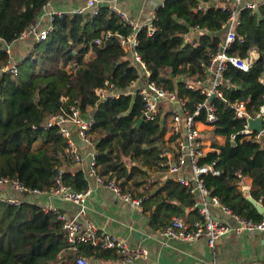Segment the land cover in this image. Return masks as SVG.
<instances>
[{"label":"trees","instance_id":"16d2710c","mask_svg":"<svg viewBox=\"0 0 264 264\" xmlns=\"http://www.w3.org/2000/svg\"><path fill=\"white\" fill-rule=\"evenodd\" d=\"M214 1L224 0H165L155 13V33L149 35L148 27H144L137 34L136 51L150 73L149 80L186 98L187 106L182 111L191 114L206 96L189 90L187 84L206 79L211 54L226 37V13L214 8L195 11L200 3ZM44 4L45 0H0V37L9 44L15 42L35 24ZM242 19L238 36L244 38V43L233 44L229 54L246 58L256 49L260 57L248 72L228 65L224 79H231L233 86H223V99L213 98L217 122L210 125H219L212 135L226 136L227 140L224 145L213 141L212 150L199 164H215L219 171V175L203 176L211 196L233 213L260 221L264 216L248 200L243 186L250 179L249 194L264 207V146L240 134L245 120L238 119L229 104L242 102L252 115L264 106V7L255 13L243 11ZM197 26L207 31L200 32ZM133 34L107 6L97 14L66 13L55 19L54 29L45 41L32 39L29 55L19 66L17 76L0 73V178L17 179L30 190L48 191L55 186L59 161L44 156L36 159L38 167L32 168L31 159L21 148L20 136L29 134L42 146L66 145L58 128L47 129L44 124L48 116L74 101L79 102L85 115L95 117L92 134H97L98 176L124 178L122 186L126 188L130 178L140 172L138 165L167 170L168 160L163 157L167 147L160 133L162 118L144 119L142 98L128 94L134 83L147 78L145 70L136 66L122 46V38ZM187 37L196 40V46L186 43ZM97 40L101 43L96 44ZM8 60L0 45V68ZM106 83L113 85V92L121 93L120 97L100 99L96 91ZM197 120L206 123V111L201 110ZM233 134L237 135L235 142L230 139ZM63 182L76 191L88 187L82 170L64 171ZM164 188L170 199L163 206L170 211L166 227L174 214L180 216L175 200L187 208L194 206L196 198L175 180ZM193 214L199 215L197 210ZM112 253L88 244L73 251L53 213L35 203L12 205L0 200V264H77L78 256L102 260L113 258Z\"/></svg>","mask_w":264,"mask_h":264},{"label":"built area","instance_id":"2783aa9c","mask_svg":"<svg viewBox=\"0 0 264 264\" xmlns=\"http://www.w3.org/2000/svg\"><path fill=\"white\" fill-rule=\"evenodd\" d=\"M55 1L45 0L38 20L35 24L24 30L15 42L9 44L0 37V45L2 49H5L9 58L7 64L0 68V73L17 76L20 71L19 66L22 64V61H16L13 53L17 43L28 39H35L38 42L45 41L54 29V21L57 17H62L66 13L83 14L87 11H91L92 14H97L103 6H107L126 27L134 31V34L128 38H122V46L126 48L130 57L136 63V66H140L145 70L147 76L146 80H144L145 85L133 92L130 90L128 94H138L142 98L144 103V119L151 121L157 117H161L162 125L164 122L170 124L169 132L175 141L174 147L177 149V154L169 156V158L174 159L173 162L167 159V170L169 173L183 172L176 180L200 197V202L194 206L200 218L194 221H188L182 216H175L158 234L156 237L157 240L162 246L172 248L173 243L176 242L191 244L200 239H205L210 248H215L217 242L223 236L229 234H240L243 232L264 233V218L260 221H254L239 216L223 205L217 197L211 196L210 191L204 184L203 176L208 173L219 175V171L215 169V164H199V160L207 151V146L201 135L199 125L204 124L210 127L211 124L213 125L217 122V107L213 103V98L219 97L223 99V86L227 84L233 86L231 79H224V73L228 70V65L230 64L237 69L248 72L254 62L260 57V55L257 58L258 55L251 54L255 51H250L248 57L242 58L238 55H230L229 50L236 42L239 44L244 43V38L238 36V29L243 23V11L250 10L252 13H255L264 7V1L224 0L223 2L214 1L210 4L200 3L196 7V12L207 11L209 8L220 9L228 15V19L225 24V40L219 44L217 51L211 54V61L205 70L207 73L206 79L192 81L187 84L189 90L199 91L202 95L206 96V99L196 106V111L193 114L188 111H182L187 106L186 98H180L176 91L169 90L149 80L150 73L146 71V65L136 51L139 44L137 34L140 30L148 27L149 35L155 33L156 28L153 25V20L156 18L155 15L150 24H143L132 20L128 13L120 8L118 5L120 0H86L85 6L70 12L52 10V5ZM195 29L200 32L207 31L205 28L201 29L199 26ZM100 43L101 40L96 41V44ZM186 43H192L194 46L197 44L196 40H190L189 42L188 39ZM255 53L257 54V52ZM262 82L264 84V78ZM135 85L136 83L132 87ZM108 90L114 91V87L106 83V87L98 89L96 93L100 99L104 100L105 93H108ZM120 95L121 93L114 92L110 94V97L118 98ZM62 102L65 104L67 98L64 97ZM165 104L168 105L167 109L163 107ZM229 106L235 109L238 119L245 120L244 128L240 134L251 141H260L264 146V106L255 115H252L242 102L231 103ZM201 110L206 111V123L197 120V117L201 114ZM258 118H262L263 121V129L261 132L254 131L250 128V120H256ZM94 124V114L85 115L80 108L79 102L74 101L72 104L61 108L58 113L48 116L44 126L47 129L53 127L58 128L59 134L63 137L67 145L65 148V156L74 166L82 169L85 166L86 160L90 158V165L92 169H95L97 150L96 143L91 138ZM217 126L219 125L216 124L212 127ZM75 137L93 147V151L89 157H86L81 152L75 141ZM236 137V134L231 135L230 139L232 142L236 141ZM164 156L168 157L167 152L163 154ZM93 172L97 175L95 170ZM63 176L64 169L60 167L57 169L55 186L48 191L30 190L17 179L12 178H0V187H8L19 194L36 196L44 194L50 195L53 200L60 198L62 201L76 206L78 212L72 215L59 210L55 206H40L45 212L53 213L61 223L69 243V248L73 251H76L79 245L82 244H88L101 250H111L117 257V264H137L138 259L148 258L147 250L141 247H133L127 241L109 234L92 221L85 220L84 217L87 215V200L92 195L93 188L88 186L84 191H76L72 187L64 184ZM96 177L99 186L112 191L121 201L129 204L131 208L142 210L143 198L135 196L130 190L124 188L121 178L113 175L109 177H100L97 175ZM0 200L12 205H20L23 203V200L17 196L3 197ZM211 205L219 207L224 213L231 216L236 224L230 226L215 219L210 209ZM76 262L77 264H101L98 261L92 262L85 256H78Z\"/></svg>","mask_w":264,"mask_h":264},{"label":"crops","instance_id":"0c3cea01","mask_svg":"<svg viewBox=\"0 0 264 264\" xmlns=\"http://www.w3.org/2000/svg\"><path fill=\"white\" fill-rule=\"evenodd\" d=\"M164 1L165 0H120L118 5L128 13L132 20L143 24H150L157 8L163 4ZM246 1L262 2L264 0ZM85 2L86 0H56L52 5V10L75 11V9L85 6ZM187 39L189 42L193 40L188 37ZM31 43L32 39L22 40L17 43L13 50L16 61H23L26 58V55L30 51ZM124 49L127 51L126 48ZM251 51L257 52V54L255 52L251 54L258 55L257 58L259 57V53L256 49H252ZM143 85H145L144 80L139 81V83H136L130 90L133 92ZM112 93L114 92L109 91L105 93L104 100L108 99ZM163 107L167 109L168 105L165 104ZM163 125H161L160 133L164 134L162 143L167 147L165 150L168 154V157L164 156V158L173 162L174 159L169 158V156L177 154V149L174 147L175 141L169 132L170 124L164 122ZM210 128H212L211 130L214 129L212 126H210ZM224 128L228 130L229 127L226 125ZM199 129L201 130V135L206 138L205 140L203 139L207 146L206 153L212 150V141H215L218 145H224L226 143V136H215L211 134L212 138H207L208 131L206 129H208V126L201 124L199 125ZM92 138L97 139V134H94ZM75 141L81 152L86 155V157H89L93 151V147L77 137H75ZM92 141L96 142L94 139ZM20 144L21 148L31 159L32 168L38 167L36 159L45 156L48 158L55 157L59 161V166H61L65 172L71 171L74 173L79 170L83 171L88 186L93 188V193L87 200V215L84 219L92 221L109 234L127 241L133 247H141L147 250L148 258L138 259L137 264H264V233L260 232H243L240 234L223 236L217 242L215 248H210L205 239H200L191 244L176 242L173 243L172 248H166L161 245L156 237L164 229L168 221H170L169 209L167 207L163 208L166 202L170 201L167 196L168 190L164 187L170 180H175L179 183L176 178L183 172L169 173L168 170L164 171L156 165L152 167L138 165L137 167H139L140 172L135 173L126 185V189L130 190L135 196L143 198L142 210L134 209L131 208L129 204L121 201L112 191L99 186L97 175L93 172L95 169H92L90 165V158L86 160L85 166L82 169L74 166L65 156V148L67 145L64 143H51L37 148L39 144L38 141H34L29 134H21ZM39 146L42 145L39 144ZM131 171L132 167H130V172ZM121 179L123 183L125 179ZM179 184L182 187H186L181 183ZM186 188L189 189L188 187ZM243 191L249 200L252 197L249 194L251 191L250 179L245 180ZM190 193L194 194L191 191ZM194 195L196 203H199L200 197L196 194ZM11 196H17L22 199L23 202L35 203L41 207L55 206L59 210L71 215L78 212L76 206L66 203L60 198L53 200L50 195L46 194L40 196L19 194L8 187H0V199ZM174 204L180 207L181 212L179 215L188 221H194L197 219V216H199L195 214H193V216L190 215L196 210L194 209L195 204L193 207L187 208L182 205L179 200H175ZM210 209L215 219L230 226L236 224L233 218L224 213L219 207L211 205ZM173 216H176V214ZM112 256L113 258L110 259H89L92 262L98 261L101 264H117L116 255L112 253Z\"/></svg>","mask_w":264,"mask_h":264},{"label":"water","instance_id":"95a60500","mask_svg":"<svg viewBox=\"0 0 264 264\" xmlns=\"http://www.w3.org/2000/svg\"><path fill=\"white\" fill-rule=\"evenodd\" d=\"M142 122V120H140ZM250 128L254 131L261 132L263 129L262 118L256 120H250ZM249 201L256 207L259 214L264 216V207L261 203L257 202L254 198H250Z\"/></svg>","mask_w":264,"mask_h":264},{"label":"rangeland","instance_id":"374dc122","mask_svg":"<svg viewBox=\"0 0 264 264\" xmlns=\"http://www.w3.org/2000/svg\"><path fill=\"white\" fill-rule=\"evenodd\" d=\"M31 48V47H30ZM29 55V54H28ZM28 55H27V57H28ZM139 83V82H138ZM203 129H205V128H203ZM212 128H210V127H208V129H206L207 131H208V136H207V138H209V139H211L212 137H211V130ZM93 135H94V133L91 135L92 137H93ZM91 137V138H92ZM203 137V136H202ZM96 140L95 138H92V140ZM203 139L205 140L206 138L205 137H203ZM212 143H213V141H212ZM211 143V144H212ZM40 147H43V146H39V144H38V146H37V148H40Z\"/></svg>","mask_w":264,"mask_h":264}]
</instances>
